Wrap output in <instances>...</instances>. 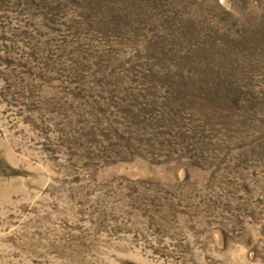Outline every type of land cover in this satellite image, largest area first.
<instances>
[{
    "label": "rangeland",
    "instance_id": "1",
    "mask_svg": "<svg viewBox=\"0 0 264 264\" xmlns=\"http://www.w3.org/2000/svg\"><path fill=\"white\" fill-rule=\"evenodd\" d=\"M0 264H264V0H0Z\"/></svg>",
    "mask_w": 264,
    "mask_h": 264
}]
</instances>
